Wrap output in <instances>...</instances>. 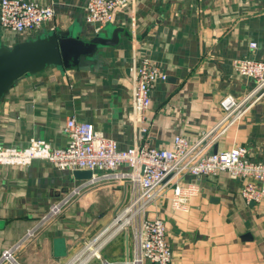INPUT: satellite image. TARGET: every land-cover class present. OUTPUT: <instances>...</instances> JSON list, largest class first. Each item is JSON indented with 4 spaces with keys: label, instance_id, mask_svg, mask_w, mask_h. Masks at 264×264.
I'll list each match as a JSON object with an SVG mask.
<instances>
[{
    "label": "crops",
    "instance_id": "1",
    "mask_svg": "<svg viewBox=\"0 0 264 264\" xmlns=\"http://www.w3.org/2000/svg\"><path fill=\"white\" fill-rule=\"evenodd\" d=\"M29 1L51 5L52 19L21 32L0 25V45L10 48L68 28L94 32L95 25L85 20L88 0ZM101 30L108 37L115 30L118 42L101 47L94 65L47 66L20 78L0 98L1 146L24 147L31 138L65 146V121L73 116L92 123L120 149L144 140L171 148L176 135L195 140L218 121L224 95L241 98L252 86L234 69L235 58L264 60V0H133L116 8ZM142 57L155 61L167 75L151 87L143 136L130 119V67ZM236 146H245L249 159L264 161V96L209 151ZM196 179L187 174L183 182ZM82 180L43 160L2 166L0 254ZM243 182L219 171L197 180L199 192L190 199L187 212L171 208V190L145 209V217L164 221L171 264H264V198L245 202L240 194ZM131 194L127 181H100L88 187L15 252L16 261L71 264ZM133 247L128 229L99 253L115 264H128Z\"/></svg>",
    "mask_w": 264,
    "mask_h": 264
},
{
    "label": "built area",
    "instance_id": "2",
    "mask_svg": "<svg viewBox=\"0 0 264 264\" xmlns=\"http://www.w3.org/2000/svg\"><path fill=\"white\" fill-rule=\"evenodd\" d=\"M131 1L88 0L85 20L95 25L94 31H99L112 21L116 8ZM53 15L51 5L42 6L29 0H0V25L12 31L37 29ZM250 47H255V42H251ZM233 67L248 77L252 86L241 98L224 95L220 99L222 116L195 140L178 134L171 148L155 147L144 140L142 144L120 149L114 139L104 136L92 123L70 116L64 125V133L68 137L65 146H53L37 138H31L24 147L0 145V175L2 166H26L34 160H43L71 171H91L90 178L64 193L19 241L1 252L0 264H18L15 252L84 190L100 181L129 182L131 197L111 222L74 256L71 264H86L92 259L98 260V264H115L102 259L99 251L116 234L128 229L132 230L134 238L133 255L128 264H171L172 252L166 239L164 221L157 216L145 217V209L171 190V208L187 212L190 199L199 192L197 180L219 171H227L231 178L244 179L240 194L245 202H260L264 198V161L249 159L245 146L209 151L212 144L264 96V60L235 58ZM166 78L158 64L148 57H142L130 67V119L138 126L141 136L147 132L144 122L150 105L151 87L157 80ZM187 174L197 178L196 181L184 183L183 177Z\"/></svg>",
    "mask_w": 264,
    "mask_h": 264
},
{
    "label": "water",
    "instance_id": "3",
    "mask_svg": "<svg viewBox=\"0 0 264 264\" xmlns=\"http://www.w3.org/2000/svg\"><path fill=\"white\" fill-rule=\"evenodd\" d=\"M103 30L87 32L68 28L15 43L10 48L0 45V98L20 78L47 66L64 68L94 65L101 47L118 42L114 30L108 37ZM78 179H88L90 170H74Z\"/></svg>",
    "mask_w": 264,
    "mask_h": 264
},
{
    "label": "rangeland",
    "instance_id": "4",
    "mask_svg": "<svg viewBox=\"0 0 264 264\" xmlns=\"http://www.w3.org/2000/svg\"><path fill=\"white\" fill-rule=\"evenodd\" d=\"M86 264H98L97 263V260H95V259H92L91 261H89L88 263H86Z\"/></svg>",
    "mask_w": 264,
    "mask_h": 264
}]
</instances>
